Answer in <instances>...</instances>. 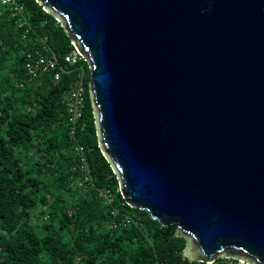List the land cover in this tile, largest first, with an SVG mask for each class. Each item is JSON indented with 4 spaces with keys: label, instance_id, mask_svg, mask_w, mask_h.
<instances>
[{
    "label": "water",
    "instance_id": "obj_1",
    "mask_svg": "<svg viewBox=\"0 0 264 264\" xmlns=\"http://www.w3.org/2000/svg\"><path fill=\"white\" fill-rule=\"evenodd\" d=\"M89 64L127 202L189 262L264 264V0H37Z\"/></svg>",
    "mask_w": 264,
    "mask_h": 264
},
{
    "label": "trees",
    "instance_id": "obj_2",
    "mask_svg": "<svg viewBox=\"0 0 264 264\" xmlns=\"http://www.w3.org/2000/svg\"><path fill=\"white\" fill-rule=\"evenodd\" d=\"M17 5L0 2V264H206L183 257L176 224L124 198L100 147L88 62L66 61L75 46L42 4ZM35 51L56 56V69L30 75ZM81 66L86 103L71 134L68 96Z\"/></svg>",
    "mask_w": 264,
    "mask_h": 264
},
{
    "label": "built area",
    "instance_id": "obj_3",
    "mask_svg": "<svg viewBox=\"0 0 264 264\" xmlns=\"http://www.w3.org/2000/svg\"><path fill=\"white\" fill-rule=\"evenodd\" d=\"M0 2L3 5H7V4L17 5L18 0H0ZM17 8L22 10L21 6L17 5ZM82 60L85 59L76 47L72 51V53L66 56V61L72 65L78 64ZM57 65H58V60L56 56H48L44 54L42 51L27 53L26 68L30 73V75L34 77L38 76L39 73L41 72H49L55 70ZM80 70L81 71H79V73L77 74L75 82L68 96L69 118L67 125L70 127L71 134L76 133V123L79 120V118L83 116V111L86 103L85 83H86L87 69L84 66H81ZM55 78L58 80L61 78V73L59 71L55 73ZM79 150L80 152L83 153L84 148L82 146H79ZM237 264H247V263L243 261H237Z\"/></svg>",
    "mask_w": 264,
    "mask_h": 264
}]
</instances>
